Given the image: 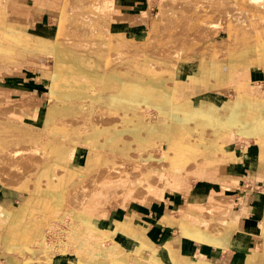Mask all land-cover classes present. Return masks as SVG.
I'll return each mask as SVG.
<instances>
[{"label":"crops","instance_id":"crops-1","mask_svg":"<svg viewBox=\"0 0 264 264\" xmlns=\"http://www.w3.org/2000/svg\"><path fill=\"white\" fill-rule=\"evenodd\" d=\"M39 1L40 3L44 2V0ZM62 1L49 0L51 5L47 6H41L38 2L39 4L31 5L24 12H15L12 9L6 13V23L10 28L11 41L0 47V107H10L0 108V116H8L6 122H0V147L14 142L11 135L12 137L21 136L22 141L18 146L12 144L11 148L5 151L0 150V206L10 211L19 208L30 197V191L38 192V198L45 196L44 191L48 182L45 175L47 162L42 156L31 157V153L35 154L37 150L46 149L45 122L51 109L55 111V125H58L59 122L56 118L69 117L65 123L69 122L71 126H73L76 116L85 115L87 119L92 117L104 119L107 116H104V113L108 111L107 113L115 115L117 119L113 122H106V125L105 123H101V125L95 123L88 129L95 133L86 140L88 150H90L87 158L88 164L83 163L84 158L81 152L83 147H77L72 163H78V167L85 164L88 167L92 165L93 171L89 174L92 176V184L97 185L101 181L102 187H115L117 196L123 193L120 185L124 186L125 192L120 205L115 207L113 203H108L104 205L103 209H99V212L104 213L105 216L102 217L95 212L98 205L102 204L104 189H97V197L92 198L91 204H88V208L84 210L98 227L95 228L98 235L104 234L107 239L114 240L116 238V242L113 243L114 246L109 251L110 254H103L102 252L106 253L103 244L98 245L99 242L92 238L86 239L82 234L81 223H79L78 241L80 243L73 242L69 238L62 252H56L57 254L49 256L53 263L98 264L99 256L112 258L117 247L120 246L124 248V254L118 258L120 264H127L128 260L134 258L135 255L152 264H159L158 261L153 260L155 257L158 259V256L163 258L167 264H264V139H260V136L264 138V114L256 115L251 125V134L253 135L250 138L259 139L261 145L253 143L239 147L237 143L228 144V141L225 140L231 136V132L222 130V127L229 128V130L237 129L226 125L227 118L236 102L242 100L243 97L251 102H259L264 100V96L258 99L254 98L251 84H248L250 88L245 92L237 91V93L234 88L226 87L225 85L230 80L228 63H215L212 60L208 61L206 70L195 67L193 71H176L172 76L174 78H172V87L169 91L161 88L159 93L153 95L152 92L156 88H149L148 91H140L130 97L121 95L120 100L123 105L117 109L109 108L107 104L103 105L94 95L91 99L82 100L71 92L68 95L67 93H58L56 89L60 90L61 85L71 88L76 87L78 83L76 71L70 72V75L66 77H57L56 82L53 77L58 60L57 50L52 45V39L55 40L59 34V23H61L65 7V5L62 6ZM63 3L65 4V0ZM141 3L142 1L139 0H122L116 4V9L119 12L113 14L115 18L111 23L113 35L137 41H142L140 39L142 35V39L147 37L148 25L133 26L132 24L139 18V13L135 8ZM38 39H46V41L38 44L36 42L39 41ZM143 47L147 49V45ZM61 52L67 53V50H61ZM150 56L153 57L152 54ZM192 57L193 59L197 58ZM137 62L135 68L145 67L141 65L144 60H137ZM62 66L65 69L67 65L63 63ZM86 68L89 70L91 67L87 65ZM250 73H246V81L250 80ZM163 74L168 76L169 71L166 70ZM238 79L241 81L242 78L238 77ZM61 80L64 81L60 82ZM116 86L113 84L112 88H118ZM53 87L56 88L54 91H52ZM98 87L99 85L95 83L92 89H98ZM231 91L234 92L231 94L232 98H228L227 95ZM106 96L108 98L109 94L101 97ZM29 98L41 102L38 108L32 101H27ZM162 102L167 103L169 111L177 112L181 116L186 115L187 119H184L183 124L174 125L171 115L166 114V121H162L154 128L147 127L148 125L145 123L150 126L155 125L153 122L158 116L155 112L159 110L158 103ZM210 102H217L219 107L217 104L211 106ZM227 102H234L229 103L230 111L225 106ZM20 103L23 104L18 107ZM137 105H139L138 114L135 112ZM102 111L104 112L102 113ZM11 112H15L19 116L14 114L9 117ZM160 113L162 116L163 113L161 111ZM221 116L226 117L222 119ZM23 121L33 126H24ZM217 124L222 127L218 128ZM162 125L164 127L159 128ZM208 125H213L214 129L217 128V134L206 136V132L212 129V127H207ZM175 126H185L189 132L200 128L198 134L201 139L199 141H205L214 147L222 145L225 148L224 151L216 153L215 159L211 156L203 158L202 153L207 155L210 152L202 146L200 147L203 151L197 153L198 155L189 151L181 153L178 150L169 153L171 158H178L179 155L186 154L182 159L186 167L187 164L200 160L208 163L206 164L207 169L198 167L195 170L200 182L191 183L186 190H175L180 183L173 173H169L161 177L164 192L143 191V186L145 188L154 187L152 182L157 179V174L150 173V180H148L146 173L138 172L143 168L142 161H155L153 154L150 156L140 155L139 163H136L135 166L134 178L131 177V174H124L116 181L104 179L105 174L101 168L105 162V155L115 151L123 159L129 155L127 146L118 147L126 142V140L122 142L123 136L128 135L132 138L129 143H132L133 147L137 146V152L133 153L137 154L144 149L145 139L150 135L157 139L160 137L167 139V146L175 143L174 137L177 135L172 130V127ZM77 133L78 130L72 135H77ZM55 140V143L61 141L58 137H55ZM111 142L117 143L115 145L118 148L110 147ZM20 152L22 155L19 156ZM186 158L189 161H185ZM172 162L175 167L182 166L181 163ZM14 164H20L21 170L9 172L10 166H14ZM47 165L48 170L53 174L59 172V166L56 163ZM78 167L74 168L73 172V181L75 182H77L76 178L83 175ZM186 167L180 170L184 171ZM175 170L179 171V169ZM36 173H38V177L35 176ZM191 176L194 177V174L188 171L185 179L189 180ZM234 177L238 178L239 187L243 189L242 192L229 188L223 189L221 186L222 182H237ZM31 180L33 181L31 182ZM26 181L28 182L25 186ZM56 183L57 179H54L52 185L57 186ZM216 183L217 186H215ZM50 187L51 190H54L52 186ZM24 190L28 192L26 195L22 194ZM93 195L95 197L96 193ZM21 196L24 199L20 204L6 205L8 203L15 204L14 202H18ZM47 197L50 204L53 201H58L55 195ZM213 199L231 207L226 212L220 210L217 213L219 216L217 232H213L211 219L204 215L206 212L199 205L209 202L216 206ZM38 201L40 200L38 199ZM39 206L38 203L37 207ZM183 206L185 207L180 211L181 214H176ZM28 208L31 213V206ZM45 213V210L35 211L34 216L38 223H43L38 219V214H42L45 220ZM3 220L4 217L0 215V245L2 248L3 238L8 227V223L4 224ZM221 224L228 226L222 228ZM99 249L101 252L97 251ZM3 250L4 253L13 252ZM142 253L150 258L141 257ZM2 258L4 257L0 255V260ZM5 261L3 260V262ZM27 261L28 259L24 255L22 264H27ZM32 261V264H38L37 260ZM8 264H15L12 257L8 259Z\"/></svg>","mask_w":264,"mask_h":264},{"label":"rangeland","instance_id":"rangeland-1","mask_svg":"<svg viewBox=\"0 0 264 264\" xmlns=\"http://www.w3.org/2000/svg\"><path fill=\"white\" fill-rule=\"evenodd\" d=\"M5 1H7L5 3ZM3 8L5 9V15L9 10H14L15 12H24L28 8H30L33 4H39V0H5ZM142 1L141 4H139L135 9L139 13V18L136 21L133 26H138L141 24H144L145 26L148 25L149 32L147 33V37L143 38V35L141 36L142 41H136L135 43H130L124 41V37L115 36L112 34L111 31V23L115 20L113 17V14L115 12H119L118 9H116V4L122 2V0H72L70 4H67L65 0V4L62 1V6L65 5L63 12L66 15V20L63 23V25H60L62 28L59 30L58 34V44H60L67 48H73V49H80L83 50L84 53L88 55H103L104 57H108L111 60L110 67H113L112 70H130L131 76L134 75V70H131L133 68H129L133 63H138L137 60H144L146 57H151L150 54L155 58L152 63H148V65H145V67L141 68L140 70L145 73H157L161 76H164V71H169V75H174L176 71H179L180 69L173 65L174 64V57L176 58V53L178 50L181 49L183 55L191 52V55L194 57H201L203 56V65L202 70H206L208 68V61L212 60L213 62H227L228 63V48L227 45H220L218 44V40L224 39L229 41L227 38L230 36V32L228 30L229 22L233 23L235 25L236 30L233 31L234 35H239L241 38L244 39H252L255 35V29L254 27H260L263 25L262 19H260L258 13H253L249 10H240L237 7L236 0H223V2H219V5L217 3L209 2L208 0H139ZM220 1V0H219ZM39 2V3H38ZM42 2V1H41ZM264 2V0H263ZM209 3V4H208ZM41 6H47L49 3V0H44L43 3H40ZM161 7L164 9V14L160 18H158L159 12L161 10ZM62 8V7H61ZM144 11V15L141 14ZM256 16V21L253 24H246V22H250V18ZM133 21V22H135ZM151 25V27H150ZM148 30V29H147ZM39 41H36L38 44L45 43L46 39H38ZM1 41V36H0ZM11 41V39H10ZM112 42L114 43V46H112ZM52 45L55 47V41L54 38L52 39ZM147 45V49H145L143 46ZM258 45V44H257ZM140 46V48H139ZM216 46L219 49L215 52H213L214 47ZM209 48V49H207ZM55 49V48H54ZM150 53V54H149ZM182 55V56H183ZM181 57V55L179 56ZM178 57V58H179ZM167 61V62H166ZM165 63L169 66H165ZM164 65V66H163ZM228 65V64H227ZM124 68H123V67ZM263 67V68H262ZM262 67L256 68L253 67L251 69L250 73V80L248 84H251V91L254 95V98H262L264 96V65L262 64ZM104 68V67H102ZM101 68V69H102ZM105 69V68H104ZM238 76L241 78H245L246 73L249 74L250 70L239 66L237 68ZM104 73L110 72L109 70H103ZM230 69L228 67V74H229V83H227L226 87L234 88L238 92H241L237 90L235 84L231 82L232 76L229 73ZM235 72V71H234ZM77 82L80 83H91V97H80L82 100H88L93 97V91L97 94H101L103 88H104V81H102L101 77H95L89 78V75H82L78 76ZM97 83L99 85L98 89L94 88L92 89L93 84ZM167 89V88H165ZM107 91H104V93ZM234 92L231 91L227 96L228 98H232V95ZM107 96L100 98V103L105 105L108 104V100L106 101ZM32 101L33 104L36 105V108L41 104V102L35 101L34 98H29L27 101ZM235 102V101H234ZM232 102V103H234ZM25 103V102H24ZM86 103V102H84ZM211 106L214 104H217V102H210ZM229 103L227 102L225 105L229 111ZM23 103H20L18 107H20ZM110 104V103H109ZM108 104V105H109ZM4 107H10V106H3ZM12 107V106H11ZM17 107V108H18ZM219 107V105H218ZM124 109V108H123ZM139 111V105L136 106L135 112L138 114ZM104 111H102L103 113ZM108 112V111H107ZM105 111L104 116L106 118L101 117H92L90 119H87L85 115L76 116L74 118V124L71 126L69 122L66 124L65 120L69 119V117H59L56 118L58 122V125H54L52 127L46 128V141H53L55 140V137L63 138L65 142L69 144V147L71 150L76 151L77 147L83 146V141L81 139H78L75 135H72V133H75L78 130V133L83 134L88 130V128L95 125V123H98L101 125V123H105V125L110 121L116 120L115 115H110ZM158 112V113H157ZM155 112L158 114L156 120L153 122L155 125L150 126L149 124L147 127L154 128L158 124H160L162 121H166L167 117L162 118L160 111L158 110ZM154 113V112H153ZM19 116L15 112H11L9 114V117L13 115ZM8 116H0V122L4 123L7 121ZM34 117V116H29ZM222 119L225 117L221 116ZM256 118V117H255ZM60 121L62 122V125L60 126ZM107 122V123H106ZM243 123V122H242ZM24 126H33L32 124H27L23 121ZM170 125V124H169ZM220 124H217V127L220 128L222 126H218ZM171 126V125H170ZM169 126V127H170ZM173 126V125H172ZM240 126V125H239ZM239 126H237V129L233 128L232 130L229 128H223L222 130H225L226 132H231V136L229 138H226L225 141H228V144L237 143L238 146L243 145H252L259 144L261 142L259 139L250 138L253 134L248 133H239L240 129ZM174 133L181 138L182 140L186 142H192L193 144H197L200 136L198 134V131H200V128H196L194 132H189L188 128L185 126H175ZM207 127H212L210 131L206 132V136H213L217 134L216 129H214L213 125H208ZM206 127V129H207ZM239 131V132H238ZM83 132V133H82ZM18 138V140H16ZM12 143L7 146L0 147L1 151H5L8 148H11L12 144H16V146L21 144V136H14ZM260 139H264L260 136ZM126 142L122 146H118L120 148L127 146V149L129 150V155L123 159L118 154H115L114 156L104 155L109 158L110 165H107L109 161H105L103 168H101L102 172L105 174L104 179H113L118 180V177L123 176L124 174H131V177L134 178V170L136 163H139L140 155L144 156H150L154 155L153 162L149 161H142V170H139L138 172L146 173L149 179L150 173L157 174V179L153 180V186H148L145 188L143 186V191L147 192H164L163 191V181L161 180L162 175L173 173V176L179 181L180 185L175 190H186L191 183L200 182L199 178L197 177V174L195 173V170L198 167H205L206 163L204 160H200L199 162L196 161L195 163H189L186 165L183 164L182 159L185 158L186 154L179 155L178 158H171V154L169 156V153H173L176 150H173L174 148L171 147V144L167 146V139L165 138H158L152 137L151 135L145 139V146L144 149L141 151V153L133 154L137 152L136 148L137 146H131L132 143H129L132 141V138L128 135H125L122 137V142ZM128 140V141H127ZM109 143V142H108ZM117 143L111 142L109 144L110 147L118 148L116 147ZM133 145V144H132ZM180 148V147H179ZM215 148V147H214ZM181 149V148H180ZM187 149V148H186ZM47 149L45 150H37L35 154L31 153V157L37 156V157H45V160L48 163L53 164L56 163L59 166V172L53 174V179L51 181L48 180V184L52 185V181L54 179H57L56 185L58 187L54 188L55 190L63 189L65 190L66 194L62 198L61 204L53 211L52 213H45V220L44 216L42 214H38V219H40L43 223H38L37 228L32 232L29 233L27 239L24 241V244L29 245L30 247H33L34 250H37L38 253L34 254L32 252H29L24 246L19 247L16 250H11L14 252L10 253H4L3 249L0 245V255H2L4 258L0 260V264H8V259H13V262L15 264H22L24 261V255L28 259L27 264H32V260H37L38 263L47 264L49 262H53L52 260H49V250L47 248H42L39 246V240L41 239V236L44 232V227L46 226V237H48V243H53L54 239L56 238V228L57 226L62 228H67L69 221L64 222L63 224H59L58 222L52 221L54 218L58 216H63L65 214V218L68 220L70 216V212H73L77 219H79V223H81V218L79 216V212L84 211L88 208V204H91L92 198H96L98 192L97 189H104L103 190V198L101 201V205H98V209H96V213L100 216H105L104 213L99 212V209H103L105 204L113 203V206L120 205L121 198L124 195L125 188L124 186L120 185V188L122 189V194L120 196L116 195V188L115 187H109V186H103V183H99L97 185L92 184V176L89 174L92 173V168H88L86 170H83V168H78L83 172L82 176L80 178H76L77 182H80L77 186H75L74 182L71 181L70 175H68L67 167L65 164H62V162L57 161L54 157L47 156ZM70 150V149H69ZM189 151V150H186ZM219 151H223L220 149H216L211 151L209 154L202 153L203 158H207L208 156L215 159L216 153ZM84 158V162L88 164L87 156L88 153L90 154V150L83 148L81 150ZM191 152V151H189ZM193 154V152H191ZM73 152H71L70 157L73 158ZM198 155V154H197ZM110 156V157H109ZM19 157V156H18ZM172 161H176L178 163H181L183 166L182 168L186 169L182 170H175L172 168L173 165ZM185 161H189V159H185ZM80 162V161H79ZM72 163V161H71ZM85 164V165H86ZM72 169L78 167V163L75 164L72 163L71 166ZM207 169V168H206ZM12 171L18 172L20 170H17V168H14ZM182 171V172H181ZM190 171L194 174V177L191 176V178L185 179L187 176V172ZM180 172V173H179ZM38 177V173L35 175ZM87 176V177H83ZM85 178V179H83ZM237 182H230L232 186L226 187V185H221L223 189L229 188L232 190H236L238 192H242L243 189L239 187L238 178L234 177ZM33 180H31L32 182ZM150 182L148 181V184ZM217 186V183L215 184ZM15 187V186H14ZM102 187V188H101ZM17 188V187H15ZM142 191V193H143ZM22 194H27V191H23ZM171 192V191H167ZM81 193V194H80ZM95 197H93L95 194ZM78 203L75 204L72 202L71 197L78 196ZM22 199H24L22 196L18 199V202L8 203L6 205H18L22 202ZM158 199V198H157ZM215 205H212L209 202H203L200 205V208L206 212L204 215L209 217L211 219V227L213 229V232H217L219 230L217 220L219 219V216H217V213L220 210H224L225 212L231 209V207H228L225 203H218L215 199H213ZM188 205V204H187ZM186 206V205H185ZM181 207L176 214H181L180 211L184 209V207ZM102 207V208H101ZM207 209V211H206ZM69 214V216H68ZM4 224L9 223L8 221L3 222ZM55 223V224H54ZM49 224V225H48ZM53 226V227H52ZM67 226V227H66ZM228 225L221 224V227H227ZM50 230V231H48ZM70 232H66V234L63 235V243L64 245L67 244L69 238L73 242H79V226L75 225L74 227L70 226ZM182 231V230H181ZM183 232V231H182ZM48 233V234H47ZM83 236L88 239L92 238L95 241L99 242L98 245H102L105 247L106 253L102 252L103 254L107 255L110 254L109 251L113 249V243L116 242V238L113 240L111 238L107 239V236L104 234L98 235V231L93 235H88L86 232L83 231ZM184 234V232H183ZM68 240H66V238ZM54 238V239H53ZM52 240V241H51ZM103 241V243L101 242ZM80 243V242H79ZM78 243V245H79ZM61 244H59L60 246ZM103 247V248H104ZM101 249L97 250L99 252ZM16 253V254H15ZM24 255H19V254ZM77 253V252H75ZM95 254V253H94ZM136 256V255H135ZM134 256V257H135ZM141 257L144 258H150V256H147L146 254L142 253L140 254ZM133 258H130L132 260ZM3 260L5 262H3ZM128 263L129 264V261Z\"/></svg>","mask_w":264,"mask_h":264},{"label":"bare ground","instance_id":"bare-ground-1","mask_svg":"<svg viewBox=\"0 0 264 264\" xmlns=\"http://www.w3.org/2000/svg\"><path fill=\"white\" fill-rule=\"evenodd\" d=\"M5 0H0V36H1V41H0V47L4 46L6 43L10 41V35L9 31L10 28L6 23V15H5V9L3 8V3ZM72 0H66L67 4H70ZM115 1V0H112ZM205 1V0H203ZM207 1V0H206ZM211 2L210 4L217 3L219 5V2H223V0H208ZM7 1H5L6 3ZM237 2V7L238 9L244 11V10H249L252 11L253 13H258L260 19L264 22V2L263 0H236ZM209 4V3H208ZM144 11L141 13L143 14ZM145 14V13H144ZM143 14V15H144ZM164 14V9L161 7V10L159 12L158 18L163 16ZM66 20V15L65 13L62 14V19H61V24ZM138 21V20H137ZM256 21V16L250 18V22H246V24H253ZM135 22H132V24H135ZM229 27L228 30L230 32V36L227 38L229 41L221 39L218 40V44L220 45H227L226 47L228 48V67L230 69V74L232 76L231 82L235 84L237 90L245 92L247 89L250 88L248 86L249 79L242 78L241 81L238 79V70L237 68L239 66H243L247 69L250 70L253 67L256 68H261L262 64L264 65V23L260 27H254L257 29L255 32V35L253 36L252 39H244L241 38L239 35H234L233 31L236 30L235 25L231 22H229ZM62 27L60 26L58 29L60 30ZM55 50H57L56 57L58 60V65L56 68V71L53 74L54 81L56 82V78L59 76L66 77L70 75V72L76 71L78 73V76L82 75H89V78H95V77H101L102 81H104V88L101 92V95L95 93L93 91V95L100 100L102 98L101 96H105L109 94V97L106 99L110 103H106L107 107L109 108H114L117 109L121 105H123V102L120 100L121 95H124L125 97H130L135 94H137L140 91H148L149 88H156L155 91H153V95L155 93H159V89L161 88H167L169 91L171 89V82H172V76L174 75H168V76H161L157 73H145L141 71V68H135V66L138 64L133 63L129 68H133L131 70H134V75L131 76L130 70H117L113 71L112 68L110 67L111 65V60L108 57H104L103 55H88L83 52V50L80 49H73V48H67L64 47L60 44H58V39L56 38L55 40ZM126 42L130 43H135L137 40L136 39H131L128 40L125 38ZM258 44V45H257ZM112 46H114V43L112 42ZM215 50L219 49L216 46H213ZM209 49V48H207ZM61 50H67V53L61 52ZM72 50V51H70ZM181 55V57H179ZM181 49L177 51L176 53V58L174 57V66L179 68L182 72L183 71H193L195 67L197 68H202L203 65V56L193 59L191 52L189 51L185 55H183ZM179 57V58H178ZM72 59V60H71ZM154 57H146L144 58V62L141 64L143 66L148 65V63L151 64V61L154 60ZM193 60V61H192ZM64 61V62H63ZM66 63V68L63 69L62 64ZM167 62V61H166ZM90 66L91 68L88 70L86 66ZM164 66V65H163ZM165 66H169L168 64L165 63ZM104 67V68H102ZM123 67V66H122ZM102 68V69H101ZM124 68V67H123ZM263 68V67H262ZM103 70H109L110 72L104 73ZM235 71V72H234ZM249 72V73H250ZM64 80H61L60 82H63ZM94 85V83H92ZM115 84L117 85L116 87L118 88H112V85ZM91 83H77L76 87H68L65 85L60 86V90L56 89L53 87L52 91L56 89V92H61L62 94L68 95V93H74L77 95L78 98L80 97H91ZM104 91H107L104 93ZM152 95V96H153ZM88 97V98H90ZM158 109L163 113L162 118H165L166 114L171 115L172 122L174 125L178 124H183L184 119H187L186 115H179L177 112L174 111H169V108L167 106L166 102L158 103ZM264 114V100L259 101V102H251L247 100L246 98H242V100L236 102L234 106L231 109V113L227 118L226 125L228 127H236L239 126L240 133H248L250 134L251 132V125L252 121L254 120L256 115L259 114ZM54 114L55 111L54 109H51L48 113V116L46 118L45 126L46 128L52 127L55 125V119H54ZM243 122V123H242ZM94 126V125H93ZM92 126V127H93ZM164 127L162 125L161 128ZM91 128V127H90ZM88 128V129H90ZM176 127H172V130H174ZM83 133V132H82ZM92 135H95L91 130H86L83 134L77 133L75 135L78 139H81L83 141V148L88 149V145L86 143V140L89 139ZM11 138L12 135L10 136ZM175 143L171 145L173 150H178L181 153L186 150H189L191 152H194L195 154L201 153L203 150L201 149L200 146L204 147L205 150H209V152L216 149H220L224 151V146L218 145L217 147L214 148V146L209 145L205 141H198L197 144H193L192 142H186L182 140L181 138H178L177 136L174 137ZM13 140V139H12ZM56 140L53 139V141H47L46 145V151H47V156L49 157H54L57 159V161L62 162V164H65L68 169L67 173L71 177V181L74 182L75 186H77L81 182H75L73 181V176H74V170L72 169L71 166V161L73 158L70 157L71 152L75 154V151L71 150L69 147V144L64 141L63 138H61V141L58 143H55ZM214 143V142H213ZM215 144V143H214ZM181 149H180V148ZM187 148V149H186ZM70 149V150H69ZM73 154V156H74ZM117 154V151L114 153H110V156H114ZM22 155L20 152L19 156ZM89 156V153H88ZM87 156V157H88ZM109 156V157H110ZM105 161H109L108 156L105 157ZM47 162V161H46ZM105 164V162H104ZM103 164V166H104ZM107 165H110V161L108 162ZM46 177L47 180L51 181L53 179V172L48 170V165L46 163ZM14 168H17V170H21V165L20 164H14V166H10L9 172H11ZM79 168V167H78ZM80 168H83V170H86L88 168H92V165L89 167L87 165H84ZM79 168V169H80ZM103 168V167H102ZM172 168L175 169H181L182 166L174 167ZM87 177V176H84ZM102 178V177H101ZM85 179V178H84ZM93 181V180H92ZM27 182L25 183V186L27 185ZM230 182L233 181H226L222 182V185L232 186ZM101 183L98 182V184ZM56 188L58 186H53L51 184L47 183L46 190L44 191V195L42 198H38L37 194L38 192L35 191H30V197L25 201V203L21 204L19 208H15L13 211H10L3 206H0V215L4 217V222L6 220L9 222L7 231L4 235L3 238V248L6 250H16L19 247L24 246L29 252H32L34 254H37L38 251L34 250L33 247H30L29 245L24 244V241L27 239L29 233H32L38 226V221L34 216V213L36 210H45L46 213H52L55 211V209L61 204L62 198L65 196L66 192L63 189L60 190H51V187ZM81 194V193H80ZM48 195H55L57 197L58 201H53V203H49L48 200ZM78 196H72V202L77 204L78 203ZM38 199L40 201H38ZM39 203V207H37ZM31 206V213H29V208ZM49 207V208H47ZM70 218L67 220L65 217V214L62 216H58L54 218L52 221L58 222V223H63L66 221H69L68 223L69 226L74 227L75 225H79L78 219L76 215L73 212H70ZM69 216V214H68ZM79 216L81 218V228L82 231L86 232L88 235H93L95 233V228H98L95 223L92 221L90 217H88L87 212H79ZM55 224V223H54ZM49 225V224H48ZM53 227V226H52ZM67 227V226H66ZM50 231V230H48ZM70 232V231H68ZM67 232V233H68ZM48 234V233H47ZM46 227L44 229V232L41 236V239L39 241V246L42 248H47L49 250L50 255H55L57 254L54 249V246L58 247V252H62L65 248V245L62 244V246L58 244H51L47 243L46 241ZM69 237L66 238L68 240ZM54 239V238H53ZM55 240V239H54ZM52 241V240H51ZM53 242V241H52ZM124 248L118 246L117 250L114 252L115 255L112 258L105 257V256H99V259L97 260L98 264H120L118 263V258L124 254ZM49 255V256H50ZM158 256V255H156ZM49 260H51V257H48ZM153 260L158 261L159 264H167V262L158 256V259L155 257ZM38 264H43V263H38ZM47 264H55L53 262H49ZM129 264H152L150 261L143 260L142 258L135 256L132 260L129 261Z\"/></svg>","mask_w":264,"mask_h":264},{"label":"built area","instance_id":"built-area-1","mask_svg":"<svg viewBox=\"0 0 264 264\" xmlns=\"http://www.w3.org/2000/svg\"><path fill=\"white\" fill-rule=\"evenodd\" d=\"M60 224V223H59ZM61 224H63V223H61ZM70 230V226L68 225V227L67 228H62V227H59V226H57V228H56V238H55V240L53 241V243H51V244H61V246H62V244L63 243H65L63 240V235L62 234H66V232H68ZM45 238H46V241H47V243H48V237H46L45 236ZM57 246V245H56ZM56 246H54V249L53 250H55L56 252H58L57 250H58V247H56Z\"/></svg>","mask_w":264,"mask_h":264}]
</instances>
